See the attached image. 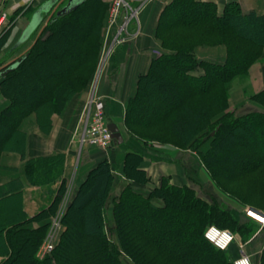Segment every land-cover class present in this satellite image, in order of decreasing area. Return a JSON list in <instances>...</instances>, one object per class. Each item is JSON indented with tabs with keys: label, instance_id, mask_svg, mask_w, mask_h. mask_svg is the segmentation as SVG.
Returning <instances> with one entry per match:
<instances>
[{
	"label": "rangeland",
	"instance_id": "obj_1",
	"mask_svg": "<svg viewBox=\"0 0 264 264\" xmlns=\"http://www.w3.org/2000/svg\"><path fill=\"white\" fill-rule=\"evenodd\" d=\"M101 1L106 2L105 6H102ZM175 1L163 3L158 0H92L71 19L78 29L72 30L73 33L69 34L66 30L60 36V41H64L61 43L67 47L62 48V44H59L65 57L61 60L57 58L39 60L35 68V70L38 69L37 72L33 73L27 82L25 72L31 68V64L26 67L25 64L21 66L15 75L0 78V94L10 101V105H19L14 114L21 116H17L20 118L18 127L9 134L10 137L4 139L1 154L8 149L15 148L18 143L25 144L23 134L18 131L21 121L30 113L40 110V107L45 104L53 106L55 111H61L72 99L76 98V106H80L82 110L74 138L71 140L76 150L74 161L67 164L66 152L56 153L65 155L61 174L51 183L37 184L38 190L32 192V197L41 193L45 198H40L35 208L27 209L28 211L25 209V195L22 193L8 195L0 200V221H5L8 215L16 220L11 226L16 224L26 229H36L46 225L41 235L31 231L13 233L12 229L4 232L12 238V242L13 238L15 240L16 238H28L31 235L35 236L34 238L42 236L41 242L36 247V254L39 258L43 259L53 255L54 252H59L62 264H85V259L79 249L82 245L81 238L75 230L80 227H78L80 220L88 216V218H96L100 233L107 237L121 264H137L124 250L117 229L114 208L121 200L126 202L129 215L133 218L128 228H134L133 236L137 239L135 244L142 251L143 259L149 262L150 258L156 264H175L163 251L154 247L153 243L145 238L146 226L139 210L146 209L145 212L157 213L162 217L161 219L173 216L175 214L173 212L176 211L180 218L183 210H187L188 206V210H191L193 205L205 201L210 205L217 204L229 210L228 214L237 219L239 223V225L233 224L231 217L223 214V219H229L224 222L225 224L212 219V223L205 230V237L206 231L211 226L230 229L234 233V240L227 249L221 250L230 256L233 264L243 255H249L252 264L264 263V224L257 220L264 217V161L253 172L239 174L236 179L226 180L212 175L197 150L199 142L202 143L199 147L203 151L210 147L214 128L220 122H225L231 114L241 117L251 112L264 113V99L257 98V95L264 91V44L253 43L242 38L232 28H218L209 22L177 23L176 16H173L175 11L169 6ZM190 1L177 0V4L187 5ZM259 1L258 3V0H250L249 3L264 6V0ZM237 2L240 4L239 1ZM36 3L24 6L21 11L16 12L18 13L16 17L14 15L6 17L0 11V66L23 54L39 33L38 29L30 40L16 48V51H9L11 43L8 40L17 18L21 13H24L25 18V11L29 18ZM153 7L156 10L149 25L152 42L147 43L144 39L147 38L146 29L148 27L145 29L142 18ZM241 10L243 11L242 7ZM249 12L264 14L260 9ZM100 23V35L97 37L90 34L91 29L99 27ZM260 24L263 23L260 22ZM55 50L60 51V48ZM123 50L126 52L124 58L118 56V53ZM140 55L144 58L138 57ZM178 55L195 56L196 58L199 55L207 56L210 60L217 62L202 61L220 65L227 63L231 58L237 61L253 58L246 71L235 73L231 79L221 85L228 98V109L215 116L214 127L201 132L188 146L184 147L176 137L166 131L162 123L154 121V114L164 112L165 109L153 96L148 99L151 98V104L156 110L148 111L149 114L145 115V122L136 121L135 115L130 111L134 105L138 106L142 103L139 98L137 101L134 97L138 95L140 80L142 79L143 82L146 78L143 75L156 66V59L161 56L176 58ZM130 56H135V58L130 59ZM135 63L141 66L140 70L147 72L126 74L125 71L134 67ZM52 65H59L62 69L69 67L65 71L68 73V78L63 80L65 82L60 89H57L54 83L57 84L58 77L50 75L49 80L51 81L45 82L44 86L47 90L45 96H51V98L39 107L29 109L26 107L28 101H25V92H32L34 88L43 84L38 74L46 75L48 68L51 70ZM198 71L205 70L199 67ZM27 110L28 112L25 113ZM97 111L102 113L103 120L108 125L111 122L118 124L125 139L122 143L123 148L115 147L118 144L114 141L110 147L96 145L90 141L89 127ZM48 125L51 126V124ZM257 128L254 126L253 130L257 131ZM5 132L6 130L0 134V137H5L7 134ZM196 139L198 140L195 141ZM245 142L246 152L260 156L253 142L249 140ZM131 151L141 154L142 157H139L141 160L131 158L129 154ZM135 160L140 161L141 166L146 161L159 166L160 170L170 168L172 165L178 166L186 174L185 183L177 184L171 176H162L153 182L147 170L149 178L146 179L137 171ZM106 163L112 170L108 192L100 200L90 203L84 210H77L71 206L72 199L79 190H88L95 169ZM57 182H59L58 187L54 189L53 185ZM167 184L190 187L194 192L193 197L196 196L201 200H196L183 189L174 187L167 189ZM160 186H163V189L157 190L156 188ZM132 190L140 195L133 193ZM48 196L51 198H47ZM176 204L180 205L181 211L176 209ZM156 205L163 209H158ZM178 220L182 221V218ZM162 224L165 225L166 222ZM4 226L0 227V248L5 241ZM137 229H140L142 233H138ZM30 238L28 242L31 241ZM64 242H66L65 246L62 244ZM9 249L11 255L15 253L16 247L10 245ZM65 249L67 251L63 252ZM4 258L5 256L0 254V262ZM25 258L24 255L23 259Z\"/></svg>",
	"mask_w": 264,
	"mask_h": 264
},
{
	"label": "trees",
	"instance_id": "obj_2",
	"mask_svg": "<svg viewBox=\"0 0 264 264\" xmlns=\"http://www.w3.org/2000/svg\"><path fill=\"white\" fill-rule=\"evenodd\" d=\"M90 1L92 0H85L66 14L58 16L55 13L40 36L36 35L32 43L33 45L31 44L32 47L26 50L25 59L17 68L4 77L15 75L24 64L25 67L31 64V68L25 72V80L27 82L31 79L33 73L37 72L38 69L35 70V68L36 64H39V60H48L49 58L61 60L65 57L63 52H61L59 44H62V48L67 47L63 45L64 43H61L64 41H60V36L66 30L67 34H69L73 33L72 30L78 29L77 26H74V22H71V19L78 15V12ZM101 2L102 6H105L106 2ZM169 6L175 11L173 16H176L175 21L177 23L209 22L218 28H232L242 38L253 43L264 44V14L256 12L244 13L237 1L227 3L223 12H219L217 3L213 1L191 0L187 5L179 6L176 0ZM21 10L22 8L18 12ZM47 17L48 15L45 19ZM260 22L263 24H260ZM98 26L95 29L92 28L90 34L98 37L100 35L101 23ZM58 48H60V51L55 50ZM67 55L66 57H68ZM32 60H35V62L32 63ZM252 60L253 58H248L247 60L237 61L231 58L227 63L220 65L198 60L195 56L178 55L176 58L161 56L156 59L157 64L153 70L143 75L146 77L145 80L143 82L142 79L140 80L139 92L134 99L137 98L136 100L138 101L139 98L142 103H139L140 105L138 106L134 105L130 111L135 115L136 121L145 122V115L149 114L148 111L156 110L155 106L151 104V98L148 99V97L153 96L165 109L164 112L154 114V121L162 123L166 131L176 137L183 147L188 146L201 132L210 130L212 126L214 127L213 119L217 114L228 109V98L224 87L221 85L231 79L235 73L246 71ZM51 67V70L48 68L46 75L38 74L43 84L41 83L38 87L34 88L32 92H25V101H28L26 107H29V109L37 108L51 98V96H45L47 90L44 86L45 82L51 81L49 80L50 75H57V84L54 83L57 89H60L63 82H65L63 80L68 78V73L65 71L69 67L66 66L63 69L59 65H52ZM199 67L205 71L199 72ZM33 68L35 71L32 70ZM64 72L65 74L62 75ZM51 83L53 84V82ZM53 93L54 90L52 91ZM257 98L264 99V91L257 95ZM17 107H19L18 104L9 105L0 110V134L4 130L7 133L5 137H0V154L4 148V139L8 138V136L10 137L9 134L18 127L20 118L17 117L19 116L18 114H14ZM254 126L258 127L257 131L253 130ZM245 140L254 143L260 156L257 157L254 153L246 152L247 145ZM200 144L202 145L199 142L197 150L202 155V159L212 175L226 180H233L239 174L251 173L264 161V113L251 112L241 117L231 114L225 119V122H220L214 128L210 147L207 150L203 151L199 147ZM129 154L134 159L142 157L141 154L135 151H131ZM64 160V154L40 156L29 160L27 162L29 178L31 177L30 179L33 183L41 185L55 181L56 177L62 172L61 168L64 165ZM134 162L137 163V171L148 179L147 172L142 168L141 162L138 160ZM111 179L112 170L109 164L99 165L95 169L88 190H79L78 194L72 199L71 206H74L77 210H84L90 203L100 200L108 192ZM173 187L183 189L193 197L192 194L194 192L190 187L167 184L166 188ZM11 188V185L0 187V197L11 192ZM156 189L161 190L163 186ZM132 192L140 195L133 190ZM143 198L146 199L144 196ZM193 198L201 200L196 196ZM2 199L0 198V200ZM196 202L201 203L200 201ZM126 206L125 201L119 200L114 208V217L124 250L137 264H156L150 258L149 262H146L143 259L142 251L136 247L137 244L135 243L137 239L133 236L134 228H128L133 218L129 215ZM176 206V209L181 211L179 209L180 205L176 204ZM157 207L158 209H163L160 206ZM188 207L186 208L187 210H183L182 212V217H180L182 221L178 220L180 218L177 216L176 211L173 212L175 213L173 216H166L161 219L162 217L158 216L157 213L153 214L152 211L145 212L146 209H138L146 226V228L144 227L146 230L144 232L145 238L153 243L154 247L163 251L175 264H233L230 256L217 248L204 234L206 228L212 223V219H215L220 224L229 219H223L224 216L222 217L223 214L227 215L229 210H225L217 206V204L210 205L205 201L201 204L193 205V209L191 210H188ZM6 217L5 221H0V227L5 225L3 233L12 229L11 232L13 233L31 231L41 235L46 226L43 225L36 229H26L16 224L11 226L16 220L8 215ZM230 217L233 224L239 225L237 219L233 216ZM9 219L10 221H8ZM163 222H166V224L163 225ZM78 227L75 232L81 238L82 245L79 249L85 259V264H121L107 237L100 233L96 218H88L87 216L84 220H80ZM136 231L138 233L141 232L140 229ZM3 236L5 241L1 245L0 254L4 255L5 258L0 264H21V261H23V264H62L59 252H54L53 255L44 257L43 259L37 256L36 247L41 242L42 236L34 238L35 236L31 235V238H16L15 240L13 238V242L7 233H4ZM29 238L31 239L30 242H28ZM62 244L65 246L66 242ZM10 245H15L16 247L15 253L11 255L9 254ZM66 251L67 249L63 250V252ZM24 255L26 256L25 259H23Z\"/></svg>",
	"mask_w": 264,
	"mask_h": 264
},
{
	"label": "crops",
	"instance_id": "obj_3",
	"mask_svg": "<svg viewBox=\"0 0 264 264\" xmlns=\"http://www.w3.org/2000/svg\"><path fill=\"white\" fill-rule=\"evenodd\" d=\"M47 0H4L1 6V14L7 16H13L16 12L28 6L33 2H37L34 7L30 17L27 18V12L21 13L16 20L14 28L11 32L10 38L8 40L11 43V48L9 51H16L14 49L15 44L21 37L24 29L29 24L34 12L37 8ZM163 3H168L171 0H158ZM202 1H213L217 3L219 12H223L225 5L234 0H202ZM236 1V0H235ZM240 2L241 7L244 12H249L251 10H259L264 13V6L253 3H249L250 0H237ZM255 1V0H251ZM260 1L258 0V3ZM154 8V9H153ZM148 10L144 17L142 18L143 26L148 27L147 38L144 39L145 42H152V32L150 31V19L154 17L155 7ZM47 16V15H46ZM45 16V18H46ZM28 46L27 48H29ZM26 48V49H27ZM126 55L125 50L118 53L119 57L124 58ZM138 57H143L140 55ZM130 59L135 58V56H130ZM199 60H210L207 56L199 55L197 56ZM217 62L215 60H210ZM141 66L139 64L134 65V67L128 68L125 73L128 75H133L134 73H146L145 70H140ZM137 69V70H136ZM10 105V101L5 99L0 94V109H4ZM76 98L72 99L71 102L66 106L64 110L55 111L53 106L44 105L40 107V110L34 111L27 115L19 125V130L25 139L24 143H18L15 148L8 149L1 154L0 158V187L11 185V192L7 193L5 196H12L18 194L25 195L26 210H32L35 208V204L40 198H45L41 193L32 197V192L38 190L37 183L31 181L29 178V172L27 171V162L35 157L40 156H51L56 153L66 152L67 154V164L72 163L75 158L74 153L75 147L71 140L74 138L76 126L78 120L80 119L81 108L76 106ZM80 105V104H78ZM48 124H51L49 126ZM123 144H118L115 147L123 148ZM117 149V148H113ZM150 162V161H149ZM184 164V161H182ZM157 163V162H156ZM72 167V166H71ZM143 169L147 170L149 176H151L152 181H157L162 176H171L175 183H185L186 174L178 166L172 165L170 168H165V170H160L159 166L154 164L144 162L142 166ZM159 170V172H158ZM89 172V171H88ZM85 176V175H84ZM58 183L54 184L53 188L58 187ZM52 195V194H51ZM50 195V196H51ZM3 196V197H5ZM48 196L47 198H51ZM0 197V198H3ZM31 208V209H30ZM27 210V211H28Z\"/></svg>",
	"mask_w": 264,
	"mask_h": 264
},
{
	"label": "water",
	"instance_id": "obj_4",
	"mask_svg": "<svg viewBox=\"0 0 264 264\" xmlns=\"http://www.w3.org/2000/svg\"><path fill=\"white\" fill-rule=\"evenodd\" d=\"M3 1L4 0H0V8ZM84 1L85 0H47L43 2L34 12L29 24L24 29L21 37L15 44L14 49L19 48L28 40H30L35 32L41 27L39 33L37 34V36L39 37L55 13L58 16L66 14L75 9ZM46 15H48L47 19H45ZM32 45L28 49H30ZM25 52H23V54L14 58L7 64L0 66V78L7 75L9 72L19 66V64L25 59ZM109 128L112 132L113 141L117 144L124 143L125 139L118 124L116 122H111L109 123Z\"/></svg>",
	"mask_w": 264,
	"mask_h": 264
},
{
	"label": "built area",
	"instance_id": "obj_5",
	"mask_svg": "<svg viewBox=\"0 0 264 264\" xmlns=\"http://www.w3.org/2000/svg\"><path fill=\"white\" fill-rule=\"evenodd\" d=\"M90 141L96 145L110 147L113 144L112 132L109 125L104 122L101 112H95L89 127ZM264 224V217L257 219ZM206 237L219 249H227L234 240V233L230 229H221L211 226L206 231ZM235 264H252L249 255H243L235 261Z\"/></svg>",
	"mask_w": 264,
	"mask_h": 264
}]
</instances>
